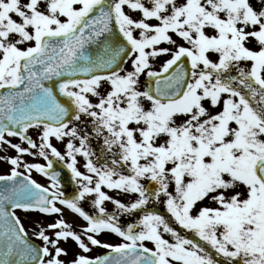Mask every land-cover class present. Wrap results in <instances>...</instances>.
Instances as JSON below:
<instances>
[{"label": "snow or ice", "instance_id": "6c2138e0", "mask_svg": "<svg viewBox=\"0 0 264 264\" xmlns=\"http://www.w3.org/2000/svg\"><path fill=\"white\" fill-rule=\"evenodd\" d=\"M5 144L0 264H66L69 239L67 264H264V0H0ZM58 202L86 226L39 222L36 244L17 210L62 216Z\"/></svg>", "mask_w": 264, "mask_h": 264}, {"label": "rangeland", "instance_id": "374dc122", "mask_svg": "<svg viewBox=\"0 0 264 264\" xmlns=\"http://www.w3.org/2000/svg\"><path fill=\"white\" fill-rule=\"evenodd\" d=\"M252 2L255 4V0H252ZM255 6L259 7V5H255ZM126 11H128L127 7H126ZM129 14L132 15L133 18H136V19H139L142 16V13L139 10L130 11ZM149 22L155 24L158 21H156L153 18V19H150ZM208 31H209L210 34H214L211 29H208ZM173 38L177 39L178 43L184 44L185 46H187L186 41H184L182 39H179L178 37L175 36V34H173ZM161 46L170 47V45H168L166 42L162 43ZM249 46L252 47V48H258L259 47L258 43L255 40H253L250 43ZM168 58H170V57L162 56L160 58H157L154 61V69L155 70H159L161 64ZM211 58L213 60H215L217 57H216L215 54H213ZM125 67L129 68L130 67V62ZM141 86H143V83H141ZM105 87H107V86H105ZM93 99L95 100L94 97H93ZM178 123H179V121H178ZM133 126H135V125H133ZM29 134L32 135L34 139L36 138V133H35L34 130H30ZM9 139L12 140L13 143H22L21 140L19 138H16V137H9ZM52 142L57 148H59L61 150V152H64L65 143L66 142L62 143V142L56 140L55 138H53ZM22 146L27 147V144L23 143ZM93 146L94 147L97 146V142L96 141H93ZM16 155H17V151L15 149L9 147L7 144L3 145V147L0 148V174H8L10 172L11 167H12V165L10 163H8L6 161V159H4V158L5 157L16 156ZM23 159L25 161L29 162V163H33V162L45 163V161H44V159L42 157H33L31 155H28V154H24ZM77 160H78V167H80V170L81 171H85V169L83 167H81L84 164V162H85V158L80 156V155H78L77 156ZM20 170L21 171H26L23 168H21ZM31 174H32V177L37 179V181L39 183L44 184L45 186H50L51 183L48 180H46L45 178H43L42 174L39 171L33 170ZM104 190L106 192H108V194L113 196V197H116V196L119 195V197L124 202H128V201L133 200L135 198L134 196L119 194L115 190L107 189L106 186H105ZM106 204H107L108 210L112 211L113 207H114L113 204L109 203V202H106ZM82 206L86 210H88L90 212L94 211V209H93V207L91 205L90 199H85L83 201V203H82ZM156 207H158L161 211H163V206L162 205H158ZM17 214L21 217V220L23 221V223L25 225V228L28 231L29 236H31L33 238H36L35 233L40 230V228L38 226L39 222H43L44 224H47V223H49L51 221H54V220H56L58 218H63L66 221V223L71 225L72 229L77 231V232H80L82 230V228L84 226H86V223H87L85 220L83 221L82 219H80L79 218L80 216L78 214H76L73 210L68 209L67 206H63V214H62V216H57L55 214H53V215H41L40 213H34V212H31V211L30 212H24L22 210H17ZM138 215H139V213H137V214H135L133 216H123L121 218V223L122 224H126L128 222H133L137 218ZM169 237L170 236H168L166 234V238L171 239ZM99 238H106L105 241L110 242V243H120V242H122V241H119V240L113 241V240L109 239V238H120L118 235H115V234H105V235L100 236ZM62 247H65L66 249H68V255L61 257L63 260L66 261V264H67L68 261H70V260H72L74 258L75 254L79 250H77L76 248L72 247L71 239H69V241L67 243H65L63 241Z\"/></svg>", "mask_w": 264, "mask_h": 264}, {"label": "flooded vegetation", "instance_id": "af4514ba", "mask_svg": "<svg viewBox=\"0 0 264 264\" xmlns=\"http://www.w3.org/2000/svg\"><path fill=\"white\" fill-rule=\"evenodd\" d=\"M208 202V203H207ZM205 203L206 204H209V206H216L215 204H211L209 201H205ZM59 204V203H58ZM169 238H171V237H169ZM102 240H105L106 238H101ZM109 239H111V240H119V239H121V238H109ZM40 244H42V241H40V240H38V239H36ZM71 242H72V247H74V248H76L77 250H79V248H78V246H77V243L74 241V240H72L71 239ZM62 244H63V241H61V246H62ZM74 244V245H73ZM149 245H151V246H153L151 243H149ZM105 250V249H104ZM80 251V250H79ZM102 252H104L103 251V249H101V248H97V247H94L93 248V251L91 252V253H89V255H92V256H95V255H99V254H101Z\"/></svg>", "mask_w": 264, "mask_h": 264}, {"label": "water", "instance_id": "95a60500", "mask_svg": "<svg viewBox=\"0 0 264 264\" xmlns=\"http://www.w3.org/2000/svg\"><path fill=\"white\" fill-rule=\"evenodd\" d=\"M55 167H56L57 170L62 172V182L66 186V188H69L71 191H75L76 190L75 186L69 180V176H70L69 171L67 169H65V168H62L59 164H56Z\"/></svg>", "mask_w": 264, "mask_h": 264}]
</instances>
